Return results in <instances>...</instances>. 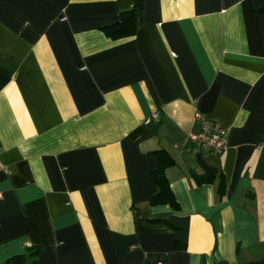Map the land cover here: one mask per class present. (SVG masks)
<instances>
[{"label": "crops", "instance_id": "1", "mask_svg": "<svg viewBox=\"0 0 264 264\" xmlns=\"http://www.w3.org/2000/svg\"><path fill=\"white\" fill-rule=\"evenodd\" d=\"M0 166V264H264V0H0Z\"/></svg>", "mask_w": 264, "mask_h": 264}, {"label": "trees", "instance_id": "2", "mask_svg": "<svg viewBox=\"0 0 264 264\" xmlns=\"http://www.w3.org/2000/svg\"><path fill=\"white\" fill-rule=\"evenodd\" d=\"M140 20V7L135 6L130 9H125L120 12L117 22L104 28L105 33L112 38H119L132 35L139 26ZM165 163L161 162L159 167L151 173V178L154 184L157 186V192L153 195L150 202L156 203H168L173 207H176V202L173 198L171 189L167 182L164 173ZM1 264H27L24 254H16L9 257ZM249 264H260L259 262H251Z\"/></svg>", "mask_w": 264, "mask_h": 264}, {"label": "built area", "instance_id": "3", "mask_svg": "<svg viewBox=\"0 0 264 264\" xmlns=\"http://www.w3.org/2000/svg\"><path fill=\"white\" fill-rule=\"evenodd\" d=\"M160 112L155 111L148 119H158ZM195 118L199 121L197 132L189 136L188 141L199 149H206L214 155H219L227 148L228 129L223 128L219 123L211 121L197 113ZM3 166H0V171ZM2 194L0 193V198Z\"/></svg>", "mask_w": 264, "mask_h": 264}]
</instances>
